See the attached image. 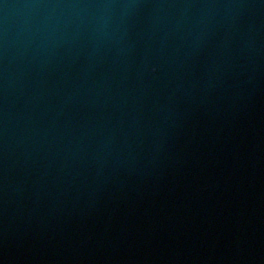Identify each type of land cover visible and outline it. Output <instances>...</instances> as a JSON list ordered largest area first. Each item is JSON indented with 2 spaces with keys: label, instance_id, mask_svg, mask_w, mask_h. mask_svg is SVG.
Listing matches in <instances>:
<instances>
[{
  "label": "water",
  "instance_id": "water-1",
  "mask_svg": "<svg viewBox=\"0 0 264 264\" xmlns=\"http://www.w3.org/2000/svg\"><path fill=\"white\" fill-rule=\"evenodd\" d=\"M0 264H264V0H0Z\"/></svg>",
  "mask_w": 264,
  "mask_h": 264
}]
</instances>
